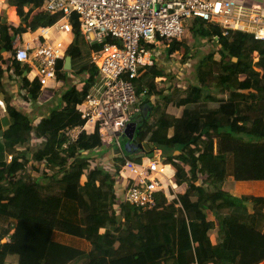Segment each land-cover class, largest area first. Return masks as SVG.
I'll use <instances>...</instances> for the list:
<instances>
[{
    "label": "trees",
    "instance_id": "1",
    "mask_svg": "<svg viewBox=\"0 0 264 264\" xmlns=\"http://www.w3.org/2000/svg\"><path fill=\"white\" fill-rule=\"evenodd\" d=\"M6 2L20 23L13 27L0 19V63L18 76L20 95L35 100L41 86L22 76L29 66L13 58V41L17 33L51 26L60 16L41 11L42 0ZM190 19L192 36L217 46L197 62V82L170 92L164 82L172 73L156 60L141 66L134 81L137 93L144 95L141 109L152 96L161 100L153 103L156 117L135 115L134 140L160 149L177 184L188 187L185 204L158 194L153 209L120 205L116 190L122 189L117 176L122 158L113 161L112 171L92 162L90 154L102 146L97 134H82L63 147V129L83 122L76 105L96 83L90 54L101 47L85 43L76 14L70 18L73 39L65 53L72 70H64V59L59 60L57 78L65 81L69 73L84 77L80 88L73 85L63 92L48 117L34 124L18 112L0 72L5 108L0 116V264H240L241 251L230 248V228L264 233V198L234 195L224 181L230 164L235 179H264V129L258 128L264 124V41L240 31L223 35L217 26ZM178 45L183 44L170 41L166 53L173 54ZM158 77L164 80L156 83ZM38 138L45 140L41 152L29 147ZM214 138L221 141L219 154H213ZM50 154L61 160L50 163ZM47 163L50 174L39 168ZM56 235L83 239L90 250Z\"/></svg>",
    "mask_w": 264,
    "mask_h": 264
},
{
    "label": "built area",
    "instance_id": "2",
    "mask_svg": "<svg viewBox=\"0 0 264 264\" xmlns=\"http://www.w3.org/2000/svg\"><path fill=\"white\" fill-rule=\"evenodd\" d=\"M40 9L60 18L51 26L39 28L53 27L73 36L70 18L76 14L85 43L101 45L90 54L97 69L96 83L76 105L83 122L63 129V147L75 143L82 134H97L103 145L117 147V157L123 160L117 171L122 188L120 205L153 209L158 194L177 198L175 170L164 161L160 149L155 148L152 157L144 154L135 158L126 156L121 148L119 135L141 112L144 99L135 87L138 69L153 64L159 46L180 41L187 20L194 17L219 27L223 35L240 31L264 41V12L238 0H42ZM40 35L31 34L22 43L15 36L12 56L29 66L24 72L28 82L35 80L41 88H56L61 81L57 63L66 57L69 45ZM0 106L4 111L2 101Z\"/></svg>",
    "mask_w": 264,
    "mask_h": 264
},
{
    "label": "crops",
    "instance_id": "3",
    "mask_svg": "<svg viewBox=\"0 0 264 264\" xmlns=\"http://www.w3.org/2000/svg\"><path fill=\"white\" fill-rule=\"evenodd\" d=\"M238 1L242 2L246 6L259 7L264 12V0H238ZM0 19H4L6 22L11 24L13 27L18 26V24L20 23L19 19H17V17L14 14L13 6L9 5L6 2V0H0ZM43 30H45V32ZM32 31H33L32 33L29 32L28 30L21 32V33H17L16 38L18 39V43H22L23 40H28L31 34L39 35V37H41L40 34L42 33H44L50 40H63L66 46H68L73 39V36L60 33L56 31L55 28L53 27L48 28V29L37 28L36 30H32ZM63 64H64V61H63ZM2 68L3 66L0 63V72L4 69ZM70 70L72 69L71 68L68 70L66 69V71L68 72ZM3 71H4V75H3L4 87L8 91V93H10L13 96V105L15 106L18 112H21L24 115L28 116V118H30V120H32L34 124H36L42 118H46L50 115L51 110L58 106V102L61 100V96L65 90H68L73 85L80 88L81 80L84 77L82 74H79L78 76H74V74L69 73L66 76L65 81L61 80L60 81L61 85H58L56 88H41L39 94L46 91V93L44 94V96L46 95L45 98L38 99L39 97H37L35 100L31 102H30L31 99H27L29 102H26L22 100L21 97L19 96L23 86L21 85V82L19 81L18 76L14 75L15 73L12 72L11 69L3 70ZM22 76H24V73L22 74ZM29 77L31 78L32 75H29ZM263 79H264V74H263ZM162 80H164V77H158L155 79V82L159 83ZM62 86H65L62 93H58V96H54L53 98V92H55L58 87H62ZM152 99H153V96L150 98V102L148 103L153 104V102L151 101H154V100ZM148 103H146L143 106V108L141 109L142 112H145V113L147 112V110L149 109ZM0 111H1L0 113H3V109L1 106H0ZM258 128L263 130L264 124H262L261 126H258ZM1 137L2 135H0V139ZM17 148L21 149V147H17ZM139 150H141L142 152L143 148L140 147ZM135 152L134 151L133 153L131 152V155L133 156ZM221 152H222L221 141L219 138H214L213 139V154H219ZM118 153L119 152L117 151V149L113 148L112 146L107 145V144H104V145L102 144V146H100L96 151L92 152L90 155L97 156V159L101 160L102 162H104L106 158L109 161L110 165H112L113 161L117 158ZM131 155L129 157H132ZM233 162L234 161L232 160V163ZM231 165L232 164H230L227 168L228 175L225 178L224 187L227 188L229 192H231L234 195H238V196L239 195H252V196L264 198V179H259V180L258 179H255V180L235 179L232 175H230L229 169L231 168L230 167ZM107 169L109 171H112L111 167H107ZM117 188L118 189L116 190V193L118 194L119 197H121L122 190L119 189L120 187L118 186ZM187 188L188 187L186 184L178 185V188L175 191L177 198L171 197V198H168L167 200L175 199L179 203L185 204L187 201V198H186ZM117 212H118L117 214L120 213L119 210ZM230 233L232 236L231 242H230V248L238 249L241 251L240 264H261L262 261H264V233L262 231H256V230L251 231L242 226H237V227L233 226L230 228ZM66 241L72 242L74 245L81 247L85 252H88L90 250V245L88 244L87 241L83 239L82 240L71 239V237L66 235ZM256 248H260V250L258 252L253 253L252 252L253 249H256ZM108 249H113V247L108 248Z\"/></svg>",
    "mask_w": 264,
    "mask_h": 264
},
{
    "label": "rangeland",
    "instance_id": "4",
    "mask_svg": "<svg viewBox=\"0 0 264 264\" xmlns=\"http://www.w3.org/2000/svg\"><path fill=\"white\" fill-rule=\"evenodd\" d=\"M191 24H192V19H188V24H187V26L184 30V34L180 40L183 45H178L176 47V51L171 55L166 53L165 47L159 46L158 54L155 57V60L157 61V64L160 67H162L166 71H169L172 73L171 77L168 78L164 82L165 86L167 88H170V92H180L182 89L186 88L190 84L196 83L197 78H196V74H195L196 73L195 68H196L197 62L199 61V59L201 57L205 56L209 52L216 50V48H217L216 43H214L210 39L192 36V34L190 32V29H192V26H189ZM82 48L84 50V53H86L85 46H83ZM254 59L256 60L257 58L254 57ZM60 65H61V61L58 62V67H60ZM73 74H74V76L79 75V74H75V73H73ZM81 77H82V75H81ZM76 82H77V80H76ZM62 87H58L57 90L55 92H53V98H54V96H58V93H62L65 86H62ZM212 91H213V89H212ZM45 93H46V91L39 94L37 96V97H39L38 99L45 98V96H46V95L44 96ZM20 94H19V96L21 97L22 100L29 102L27 99H25V97L23 95H20ZM216 96L218 97V96H223V95H216ZM224 97L226 98L227 95H224ZM152 100H154V101H151V102H153L155 104L158 102H161V100L158 97H154V96H153ZM31 101H33V100H30V102ZM148 104H149V106H148L149 109L147 110L146 113L147 114L148 113H154V115H155L154 117H156L157 116L156 112L154 110L152 111L153 104H151V103H148ZM160 105L162 106V103ZM174 109H176V108H174ZM1 115H3V113H0V116ZM242 120L243 119H239L238 121L242 122ZM240 122L237 123V120H236V124L238 126H240ZM38 139L39 140L36 139V140L30 142L29 147L31 149H34L35 151L41 152L42 148H43L42 144H43V142H45V140L44 139L41 140L40 138H38ZM0 140H2V137ZM119 141L121 144V148L124 151H129V147L133 151H137L140 149L139 146L136 144L137 142L135 140H132V139L130 140L122 134L119 135ZM113 147L115 149L117 148L115 145H113ZM49 156H51L50 163H52L54 165H55L56 161L59 162L61 160L59 155L56 156V155L50 154ZM90 156H93V155H90ZM92 162L96 163L97 165L99 164V166H100V164L102 166H104L106 164L107 167H111L109 161L106 158H105L104 162H102L101 160L97 159V156H93ZM48 164L49 163H47V165ZM47 165H44V166L41 165V166H39V168H41L40 170L45 171V172L50 174L52 172V169H50L49 165L47 167ZM172 200H174V199H172ZM119 202H121L120 197H119ZM55 237L57 240L58 239H60V240L66 239L65 236H64V238L57 236V235ZM259 250H260V248H256V249H253L252 252L255 253V252H258Z\"/></svg>",
    "mask_w": 264,
    "mask_h": 264
},
{
    "label": "water",
    "instance_id": "5",
    "mask_svg": "<svg viewBox=\"0 0 264 264\" xmlns=\"http://www.w3.org/2000/svg\"><path fill=\"white\" fill-rule=\"evenodd\" d=\"M63 68H64V70H66V69L68 70V69L71 68V57L70 56H66L64 58ZM141 112L137 115V119L140 118ZM136 126H137V122L136 121H130L127 124V126H126V128L124 130V133L122 135H124L126 138H128L130 140L131 139L134 140V133H135ZM136 144L139 146V148L142 147L144 152L141 153L139 156H134L135 158L142 157L144 154H146V156H148V157H152L153 154H154V152H153L154 149L157 148V146L154 143H152V142L136 143ZM122 151L124 152V154L126 156H130L131 152L133 153V150H131V148H129V151H124L123 149H122Z\"/></svg>",
    "mask_w": 264,
    "mask_h": 264
},
{
    "label": "flooded vegetation",
    "instance_id": "6",
    "mask_svg": "<svg viewBox=\"0 0 264 264\" xmlns=\"http://www.w3.org/2000/svg\"><path fill=\"white\" fill-rule=\"evenodd\" d=\"M135 152V151H134ZM141 154V150H137L135 153H134V155L133 156H139ZM132 156V155H131ZM132 156V157H133Z\"/></svg>",
    "mask_w": 264,
    "mask_h": 264
}]
</instances>
